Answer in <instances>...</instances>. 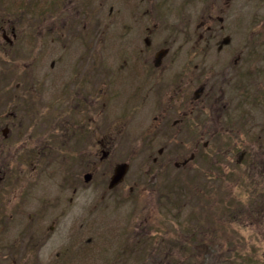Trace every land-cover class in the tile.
<instances>
[{
    "label": "rangeland",
    "instance_id": "obj_1",
    "mask_svg": "<svg viewBox=\"0 0 264 264\" xmlns=\"http://www.w3.org/2000/svg\"><path fill=\"white\" fill-rule=\"evenodd\" d=\"M71 1L76 5H68L63 9V15L59 16V0H0V28L7 29L8 12L25 14L24 20L17 21L18 25L23 23L17 28L23 29L13 47H9L0 34V169L10 174L12 181H15L11 182L7 177L3 187L8 186L7 182L8 187L12 185L17 190L25 188V183L29 185L28 179L34 174L32 167L36 164V155L30 160L20 156L25 150L24 139L31 128L26 130L29 120L32 119L31 124L33 118L49 121L52 118L53 121L59 115V77L65 79V90L71 83V67H75L72 71L74 77H81L91 61L90 35L86 30H81L84 27L82 20L86 17L84 13L89 10L81 9L82 2ZM67 2L70 0H61L64 7ZM174 2L179 19L181 14L178 11L185 5L197 6V1L193 0ZM96 3L92 6L93 13L99 11L103 14L109 10V5L100 1ZM114 3L110 4L113 5L112 11L113 7H119L120 0ZM232 5L230 1L220 3L211 0L206 3L207 9L212 6L210 13L225 14L224 18L232 11ZM78 9L80 11L75 13ZM203 18H206L205 11ZM26 23L33 31H24ZM185 23L188 29L185 32L191 41L195 39L198 40L196 45H204L207 39L199 38L202 29H196L197 23ZM40 24H43V28L34 31ZM60 30L65 34L63 41H59ZM92 38V43L96 45L94 58L98 70L95 78L100 81L104 74L105 59L114 62L120 60L116 50L120 51L121 48L117 36L112 35L111 31H107L105 36ZM191 46L196 47L194 44ZM100 61L102 63L98 67ZM195 63L203 66L200 61ZM62 66L65 74L61 72ZM259 66H264V62ZM203 67L210 85L219 82L215 68L208 69L207 64ZM258 77L264 78V70ZM33 85L36 91L31 88ZM89 91L91 89L72 94L78 99L77 95H86ZM228 91L232 93L228 94ZM214 93L207 96L205 105L209 129L218 130L228 127L236 116V91L233 84L225 85L223 101L227 102V106L222 111L221 104L217 103L219 95ZM72 94L63 96L66 106L71 103V97L74 98ZM33 100L37 105H33ZM34 106L37 108L32 109V112H36L35 117L31 116L29 110ZM109 109V114L116 122L119 121L117 110ZM12 114H17L15 118H19L16 123H22V126L12 129L7 139L2 140L1 131L6 121L12 119ZM141 115V112L128 115L125 124L128 121L137 122ZM42 127L39 126L33 133L32 142L36 141L35 145H39L37 140L47 135V130ZM127 128L134 132L135 137L143 132L132 123H128ZM96 130V139L103 135L110 136L109 132ZM50 131L49 135L52 134ZM112 131V135L117 137L113 141V155L107 160L101 161L98 148L82 141L80 146L67 143L68 146L56 152L58 157L40 163L36 168V172L42 174L38 177V187L43 191L53 189L56 192L59 189L62 203L67 204L59 212V253L61 257L68 258L65 264H125L122 253L128 251L130 246L136 247L137 239L135 232L125 236L124 222L126 213L136 209L138 196L143 205V215L140 217L143 219V231L137 235L145 252L140 259L143 264H264V164L256 163L252 170L247 163L237 164V157L231 148H223L218 153L214 148H208L207 153L212 156L203 159L201 155H196L186 169L178 170L169 165L168 174L161 171L157 176L159 168L152 163V156L144 158L143 149L135 147L137 143L132 136ZM120 137H123L122 141H119ZM197 137H193V140ZM135 139L140 140L138 136ZM191 149L193 151L194 147ZM33 158L35 160L30 164ZM121 163L129 164L127 175L120 186L110 191V176L116 165ZM86 173L92 174L88 184L83 182ZM19 175L22 176L16 179ZM75 183L81 190L74 196ZM71 198H74V202L70 204ZM133 214L128 220L133 218ZM20 230L16 228L17 235ZM128 230H131L130 226L125 228V232ZM53 234L49 233V242L54 247L51 253L54 258L56 241ZM50 235H53V239ZM61 261L62 258L59 264ZM127 262L135 264L136 261L129 259Z\"/></svg>",
    "mask_w": 264,
    "mask_h": 264
},
{
    "label": "flooded vegetation",
    "instance_id": "obj_2",
    "mask_svg": "<svg viewBox=\"0 0 264 264\" xmlns=\"http://www.w3.org/2000/svg\"><path fill=\"white\" fill-rule=\"evenodd\" d=\"M97 1L109 5V10L103 14L99 11L97 14L93 13L92 6L97 5ZM97 1L75 0L76 3L82 2L81 9L89 10L84 13L86 17L82 20L84 27L81 28L90 35L91 42V61L88 62L87 69H84V76L74 77L72 71L75 67L72 66L69 71L72 76L69 77L71 83L65 90V79L59 77V115L55 116L57 120L33 118L32 124L31 119L26 127V130L31 128L28 137L24 139L25 150L20 156L30 160L36 155V164L32 167L34 174L28 179L29 185L25 183V188L17 190L12 185L8 187L7 182L8 186L3 187L7 177L11 182L15 181H12L10 174L7 175L0 169V264H59L60 258L61 264L67 263L68 258L61 257L59 253V212L67 204L62 203L59 189L56 192L53 189L43 191L38 187V177L42 174L36 172L40 163H47L58 157L56 152L59 148L68 146L67 143L80 146L82 141H86L89 146L98 148L100 160L104 161L113 155V141L117 136L112 135V130L116 133L124 132L125 136L134 138L133 141L137 143L135 147L143 149L144 158L152 156V163L159 168L157 176L161 171L168 174L169 165L178 170L186 169L196 155H201L203 159L212 156L207 153L208 148H214L216 153L223 148H231L237 157V164L247 163L252 170L256 163L264 164V78L258 77L264 70V66H259L264 62V0H217L220 3H233L232 11L226 18L223 17L225 14L210 13L212 6L207 9L206 3L211 0H193L197 1V6L185 5L178 11L181 20L176 17L174 0H120L119 7H113V11V5L110 4L115 0ZM68 5L73 7L76 4L70 0L64 7L59 0V16L63 15V9ZM78 11L80 10L75 13ZM24 15L15 11L7 13V29L0 28V34L9 47L15 45L19 33L22 32L23 28H17V21L23 19ZM96 15L100 17L97 18ZM185 22L197 23L196 29H202L198 36L200 39H207L204 45H196L198 40L195 39L194 42L191 41L185 32L188 30ZM20 25L23 23L18 26ZM27 26L29 25L26 23L24 31H33L31 26ZM42 26L43 24L38 25L34 31L42 29ZM107 31L117 36L121 49L116 50V55L120 56V60L114 62L105 59L103 78L96 81V45L92 43V37L105 36ZM206 33L209 35L205 36ZM64 37V31L60 30L59 41H63ZM193 44L202 48L191 46ZM210 46L211 48H207ZM195 61L202 62L203 66L207 64L208 69L215 68L219 82L210 85L204 67ZM101 63L102 61L98 67ZM63 68L64 66L61 72L65 74ZM232 84L236 91L234 108L237 110L234 115L237 117L233 118L228 127L211 130L205 105L207 96L215 95L216 92L219 95L217 103L221 104V111L226 110L227 102L223 101L225 85ZM85 87L91 91L86 95H77L76 99L74 94L86 91ZM31 88L36 91L34 85ZM68 94L74 95V98L71 97V103L66 106L63 96L67 97ZM110 100L113 101L109 102ZM32 102L37 105L34 100ZM109 107L117 110L119 121L116 122L109 114ZM32 109L37 108L34 106L29 110L32 112ZM137 112L142 113L141 118L137 122L128 121L126 124H135L139 131H143L137 135L140 140L135 139L137 136L125 124L128 115ZM35 113L32 112L31 116ZM15 115L17 116L12 114V119L6 121L1 131L2 140L7 139L12 129L22 126V123H16L19 117L15 118ZM41 121H48L50 124ZM41 125L43 130H47V135L37 140L39 145H35L36 141L32 142V136ZM51 126L53 130L50 131ZM96 128L109 132L110 136L103 135L96 139ZM48 131L52 134L49 135ZM196 136L198 139L193 140ZM207 137L209 139L205 140ZM122 140L123 137H120L119 141ZM35 158L30 164H33ZM85 175L91 177L88 182H85ZM85 175L83 182L88 184L92 180V174ZM126 175L127 173L112 189L109 188L111 175L108 190L113 191L120 186ZM20 176L22 175L16 179ZM79 190L81 188H77L75 183L74 196ZM137 198L136 209L126 211L124 227L130 226L131 230L125 232L124 228V233L126 236L135 232L137 245L134 248L130 246L128 251L122 253L125 264H129V259H135V264H143L140 259L145 254L137 236L143 231V219H140L143 205L140 196ZM73 199H70V204L74 202ZM132 213L135 215L128 220ZM17 227L21 229L19 235L16 232ZM49 233H54L56 241L54 258L51 254L54 247L49 242ZM53 235H50L51 239Z\"/></svg>",
    "mask_w": 264,
    "mask_h": 264
},
{
    "label": "water",
    "instance_id": "obj_3",
    "mask_svg": "<svg viewBox=\"0 0 264 264\" xmlns=\"http://www.w3.org/2000/svg\"><path fill=\"white\" fill-rule=\"evenodd\" d=\"M128 168L129 166L127 163H122L116 166L109 182V188L111 189L114 188L123 180V177L127 173ZM84 179L85 182H88L91 179V177L90 175H85Z\"/></svg>",
    "mask_w": 264,
    "mask_h": 264
}]
</instances>
